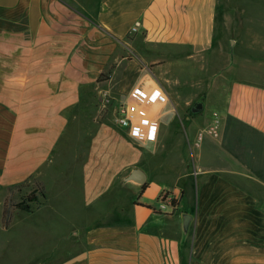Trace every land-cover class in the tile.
<instances>
[{"label": "crops", "instance_id": "0c3cea01", "mask_svg": "<svg viewBox=\"0 0 264 264\" xmlns=\"http://www.w3.org/2000/svg\"><path fill=\"white\" fill-rule=\"evenodd\" d=\"M250 4L264 19V0H0V220L9 188L51 177L48 264H264ZM131 103L137 137L105 114Z\"/></svg>", "mask_w": 264, "mask_h": 264}, {"label": "rangeland", "instance_id": "374dc122", "mask_svg": "<svg viewBox=\"0 0 264 264\" xmlns=\"http://www.w3.org/2000/svg\"><path fill=\"white\" fill-rule=\"evenodd\" d=\"M256 5H249L248 11H250V23L252 24V29H257L262 22H264L263 16H259L258 11H256ZM106 74L102 75L99 78V89L105 90L104 81ZM2 78H0V82ZM119 105L115 104L114 106L110 104L105 110V114L108 116L112 115L114 119L120 120L119 117ZM211 112V109L206 107L205 112ZM202 115H206V113ZM52 176V175H51ZM34 180L36 176L34 175ZM34 180H31L27 187H23L20 190L14 191L11 194L12 204L26 203L29 204L28 198L35 191L33 185ZM49 196H52L54 191L53 180L50 177L46 181V188ZM41 201V200H39ZM10 202V203H11ZM33 213L29 214L23 211L15 210L12 213L11 220L8 224V227L5 228V219L3 217L2 211V220H0V264H41L42 258L48 264V261L52 259V253L50 252L52 246L56 244L59 240L60 235H62L63 229H59L51 232H43L39 235V230L45 227H48L46 220H53L51 214H44L43 212H37L36 203L29 204ZM42 207V206H41ZM4 210V207H3ZM0 218H1V208H0ZM52 226V225H51ZM64 232V231H63ZM71 243L66 240L63 243L61 242L60 252L61 259L68 257L70 252ZM49 251V253H48Z\"/></svg>", "mask_w": 264, "mask_h": 264}, {"label": "trees", "instance_id": "16d2710c", "mask_svg": "<svg viewBox=\"0 0 264 264\" xmlns=\"http://www.w3.org/2000/svg\"><path fill=\"white\" fill-rule=\"evenodd\" d=\"M33 177L34 176H30L23 183L14 185L11 188H9L10 196H9V198H8V200L4 206V210H3V217L5 219V221H4L5 222L4 223L5 228L8 227V224L11 220L13 211L18 210V211H23V212L32 214L33 209H31V207L29 205L30 203L31 204L36 203L37 204L36 209H38L44 205V203L46 201V192H45L44 186L41 183L37 182V180H34ZM31 180H34L33 185L35 187V191L33 193H31L32 195L30 196V198H28V202H30V203L26 204V203L21 202V203L15 204V205L12 204L13 202L10 201L11 200V194L14 191L20 190L23 187H27L30 184L29 182ZM39 200H41V201H39ZM172 203H173V201H172Z\"/></svg>", "mask_w": 264, "mask_h": 264}, {"label": "built area", "instance_id": "2783aa9c", "mask_svg": "<svg viewBox=\"0 0 264 264\" xmlns=\"http://www.w3.org/2000/svg\"><path fill=\"white\" fill-rule=\"evenodd\" d=\"M119 114L122 118V121L129 125L130 135L133 137H137L143 125L150 120L148 112L144 109V104H127L124 107L120 108ZM173 203L171 200L167 198V196H163L160 209H165L167 206H172Z\"/></svg>", "mask_w": 264, "mask_h": 264}, {"label": "water", "instance_id": "95a60500", "mask_svg": "<svg viewBox=\"0 0 264 264\" xmlns=\"http://www.w3.org/2000/svg\"><path fill=\"white\" fill-rule=\"evenodd\" d=\"M202 109H203L202 103H196L194 105V107L192 108L191 112L192 113H199L200 111H202ZM132 180L138 181L137 179H134V178H132Z\"/></svg>", "mask_w": 264, "mask_h": 264}]
</instances>
